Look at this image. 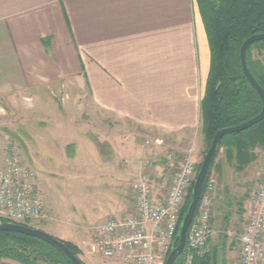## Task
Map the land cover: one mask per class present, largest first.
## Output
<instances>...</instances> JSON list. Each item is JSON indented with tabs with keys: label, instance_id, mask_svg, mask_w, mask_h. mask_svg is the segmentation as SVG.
<instances>
[{
	"label": "crops",
	"instance_id": "crops-1",
	"mask_svg": "<svg viewBox=\"0 0 264 264\" xmlns=\"http://www.w3.org/2000/svg\"><path fill=\"white\" fill-rule=\"evenodd\" d=\"M208 70L209 48L195 0H0V119L18 118L22 112L44 115L50 90L63 85L79 93L68 106L80 103L98 136L108 135L100 128L109 122L174 136L195 134ZM64 125L65 135L72 136L73 126ZM64 125L44 131L46 155L55 149L48 135H59ZM105 139L93 148L95 175L109 174L108 183L116 184L123 178L114 171L123 138L115 139L118 144ZM103 142L108 148L102 155L97 146ZM192 145L195 159L203 145L193 140ZM65 158L77 166V156ZM2 161L0 149V167ZM176 171L160 164L141 174L150 176L155 200L163 201L161 182ZM43 203L54 218L58 210ZM120 203H114L112 214L106 204V209L95 208L96 214H107L97 224L133 214L131 202L130 207ZM91 228L87 234L53 226L49 235L82 250L93 236ZM239 235L230 257L224 250L223 264H238ZM93 257L82 251L80 259L97 264Z\"/></svg>",
	"mask_w": 264,
	"mask_h": 264
},
{
	"label": "rangeland",
	"instance_id": "rangeland-1",
	"mask_svg": "<svg viewBox=\"0 0 264 264\" xmlns=\"http://www.w3.org/2000/svg\"><path fill=\"white\" fill-rule=\"evenodd\" d=\"M75 94L79 93L62 85L56 91L50 90V101L47 103L44 115L22 112L23 114H20L21 116L18 118L0 119V149H2V153L8 141L18 144L22 163L29 166L35 173L42 202L44 200L52 210L54 207L58 210V214L52 218L48 215L44 205L47 215L45 220L30 221L20 225L48 234L53 226L76 229L89 234L88 230L107 215L105 213L96 214L93 211L95 208L97 210L106 209L107 207L103 206L106 204L109 206L107 212L112 214L115 202H121L120 204L130 207V202L133 204L131 185L135 181L134 179L144 171L147 173L152 167L163 165L169 156L174 155L179 161L182 155H192L194 153L192 140L193 143L199 141L203 145L201 154L197 158L194 159L191 156L193 161L196 165L203 161L206 146L200 131V124L195 134L174 136L163 134L157 130H142L130 122H109L100 128L103 132L107 131L108 135L98 136L91 127L87 112L80 108L81 104H77V108H74L76 105L68 106L69 101L72 100L71 96ZM74 113L76 117L73 115ZM58 123L73 126V130L70 129L72 136L65 135V127L67 130L65 125L60 132H57L60 136L50 135L49 137L48 135V138H51L49 140L55 146V149L51 148L53 153L50 157L44 151V147H46L44 140L46 139L43 138V133L46 134L44 131L49 132L53 128L55 131L58 130L55 127ZM120 138H123V150L115 155L114 171L123 175V178L116 184L108 183L109 174L102 173L100 178L95 175V170L98 169L93 166L92 159L95 156L93 148L99 143L98 140H112L114 144H118L119 141L117 142L115 139L119 140ZM77 142L81 143L80 147L77 146ZM67 146L68 148H66ZM97 147L103 155L108 145L103 142ZM71 154L77 156V166L66 162L67 158L65 157ZM255 154V160L241 171L236 170L233 164L228 163L223 148L220 149L215 159L211 171V176L215 180L211 215L213 234L209 239L208 254L220 246H224V250L230 257V252L236 246L235 238L236 235L241 234V227L246 223L249 209L247 204L257 187L264 161V150L257 149ZM136 166L139 168L134 173ZM2 167L3 161L0 170ZM105 170L104 168L99 169V171ZM112 193L114 196L106 199V196H109L107 194ZM246 208L244 217L243 211ZM93 258L97 264H121L102 259L99 256ZM4 262L19 264L13 261Z\"/></svg>",
	"mask_w": 264,
	"mask_h": 264
},
{
	"label": "built area",
	"instance_id": "built-area-1",
	"mask_svg": "<svg viewBox=\"0 0 264 264\" xmlns=\"http://www.w3.org/2000/svg\"><path fill=\"white\" fill-rule=\"evenodd\" d=\"M165 159V169L178 168L161 182L163 201L152 196L149 175H140L131 185L134 212L119 219L94 225L93 236L82 248L84 253L121 264H165L174 244L188 192L197 174L190 154L177 161ZM149 174V173H148ZM215 180L210 175L203 185L194 218L185 242V263L208 254L213 234L211 215ZM47 218L35 173L21 161L20 148L8 141L3 149L0 170V219L23 224ZM238 264H264V161L257 187L250 198L247 219L238 237Z\"/></svg>",
	"mask_w": 264,
	"mask_h": 264
},
{
	"label": "trees",
	"instance_id": "trees-1",
	"mask_svg": "<svg viewBox=\"0 0 264 264\" xmlns=\"http://www.w3.org/2000/svg\"><path fill=\"white\" fill-rule=\"evenodd\" d=\"M195 1L209 48V70L200 101V131L206 153L218 131L238 126L261 111V99L241 70L239 49L247 38L264 34V0ZM246 61L250 73L264 90V41H257L248 47ZM221 148L228 163L233 164L236 170H243L255 160V150H264V118L245 131L225 135L220 140L204 184L211 175ZM200 164L197 165V171ZM191 189L180 213V222L191 201ZM0 222L11 221L0 219ZM178 232L174 240L175 247ZM64 243L81 264H85L79 258V247ZM217 250L204 257H196L192 264H217ZM183 257L184 253L178 256L174 264H183ZM4 261L19 264H72L44 241L15 232H0V264H7Z\"/></svg>",
	"mask_w": 264,
	"mask_h": 264
},
{
	"label": "water",
	"instance_id": "water-1",
	"mask_svg": "<svg viewBox=\"0 0 264 264\" xmlns=\"http://www.w3.org/2000/svg\"><path fill=\"white\" fill-rule=\"evenodd\" d=\"M257 41H264V34L253 35L247 38L242 43L239 49V60H240L241 70L247 82L251 85V87L255 90V92L258 94V96L261 99V103H262L261 111L258 115H256L252 119L238 126L222 129L213 136L210 146L203 158V161L200 164V167L196 174V178L192 185L191 201L187 207L185 215L182 217L181 222L179 224L177 246L175 247L174 244L172 245V248L167 256L165 264H174L178 256L182 255L184 252L187 231L189 225L191 224L194 218L196 207L204 185V181L207 176L208 170L210 168L211 161L218 149L220 140L225 135L243 132L249 129L250 127L256 125L264 118V90L260 87V85L256 82V80L250 73L246 61V51L248 47ZM0 232H15V233H20L27 236L35 237L41 241H44L45 243L49 244L51 247L56 249L64 257H66L72 264H81V261L74 254L70 252V250L67 248V246L63 241L49 235L44 231L38 229H32L13 222H4V223L0 222ZM223 263H224V248L220 247L217 252V264H223Z\"/></svg>",
	"mask_w": 264,
	"mask_h": 264
}]
</instances>
